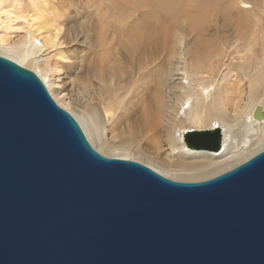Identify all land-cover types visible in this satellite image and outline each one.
<instances>
[{"label": "water", "instance_id": "obj_1", "mask_svg": "<svg viewBox=\"0 0 264 264\" xmlns=\"http://www.w3.org/2000/svg\"><path fill=\"white\" fill-rule=\"evenodd\" d=\"M184 136L220 145L218 130ZM0 264H264V149L168 179L97 152L35 73L0 56Z\"/></svg>", "mask_w": 264, "mask_h": 264}, {"label": "bare ground", "instance_id": "obj_2", "mask_svg": "<svg viewBox=\"0 0 264 264\" xmlns=\"http://www.w3.org/2000/svg\"><path fill=\"white\" fill-rule=\"evenodd\" d=\"M20 1L0 0V26L4 30L0 56L33 71L100 154L143 164L174 181L197 182L228 171L264 149V45L255 63L251 55L256 54L252 47L263 12L262 0H125L133 9H146L153 15L161 12L172 25L185 18L199 36L190 49L194 60L186 57L182 37L176 34V48L168 55L169 60L174 57L176 66L170 64L158 74L157 53L164 44L156 40L132 42L131 51L137 47L150 50V63L144 59L137 65L135 82L97 106H76L67 101L59 68L53 69L54 75L44 64L48 58L43 53L54 47L59 29L42 34L27 24L20 41L6 44V32L11 28L2 18ZM38 7L43 15L44 5ZM191 13H201V18L189 17ZM218 19L223 27L233 24L240 39L228 42L210 35ZM200 51L205 54L198 55ZM247 79L244 87L240 85ZM246 88L250 95L240 96ZM115 129H119L118 134ZM215 130L220 136L217 150L194 149L184 141V135L191 131ZM111 131L119 135V142L116 137L107 139L106 133Z\"/></svg>", "mask_w": 264, "mask_h": 264}, {"label": "rangeland", "instance_id": "obj_3", "mask_svg": "<svg viewBox=\"0 0 264 264\" xmlns=\"http://www.w3.org/2000/svg\"><path fill=\"white\" fill-rule=\"evenodd\" d=\"M262 2L263 12L258 18L254 35L256 44L252 47L256 54H251L254 63L257 53L260 55L264 45V0ZM39 5H44L43 15ZM7 10L10 15L2 18L4 24L11 28L6 32L7 45L20 41L28 25L31 30L40 29L42 34L47 30L54 34L55 30L59 29L54 47L49 49L47 54L43 53L45 58H48L44 64L54 75L53 69L59 68L60 86L64 87L62 89L64 94H67V101L76 106H97L111 95L121 94L135 82L137 65L144 59L150 63L151 52L139 47V51H131L132 42L156 40L164 44L157 53L159 74L170 64H173L174 68L176 66L173 56L171 60L168 59V55L176 48V34L182 37V47L186 51L184 53L192 60L194 59L190 49L199 39L185 18L177 25H172L161 12L153 15L146 9H133L125 0H21L18 5ZM190 16L200 19L201 13H191ZM231 17H236V14H231ZM216 23V28L209 32L210 35H218V39L228 42L235 38L240 39V35L233 29V24H228L230 28L227 25L221 26L223 22L219 19ZM2 33L4 30L0 26V35ZM204 54L203 51L198 53L200 56ZM247 81L249 80L240 85L244 87ZM250 93L251 90L246 88L240 96L246 97ZM121 129L127 131L123 125ZM114 131L107 132L106 137H116L114 140L119 142L118 132L116 134ZM148 151L152 152L151 149Z\"/></svg>", "mask_w": 264, "mask_h": 264}]
</instances>
